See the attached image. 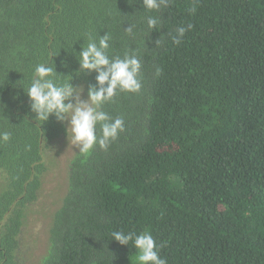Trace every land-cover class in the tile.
Here are the masks:
<instances>
[{
  "label": "trees",
  "instance_id": "1",
  "mask_svg": "<svg viewBox=\"0 0 264 264\" xmlns=\"http://www.w3.org/2000/svg\"><path fill=\"white\" fill-rule=\"evenodd\" d=\"M105 33L110 57L138 54L142 87L100 106L124 131L106 149L74 151L54 209L46 184L69 121L38 120L23 87L43 63L78 93L99 88L78 52ZM5 131L0 264H25L40 214L37 264H137L134 244L111 234L146 230L167 264H264V0H169L158 12L143 0H0Z\"/></svg>",
  "mask_w": 264,
  "mask_h": 264
},
{
  "label": "clouds",
  "instance_id": "2",
  "mask_svg": "<svg viewBox=\"0 0 264 264\" xmlns=\"http://www.w3.org/2000/svg\"><path fill=\"white\" fill-rule=\"evenodd\" d=\"M168 2L169 0H143V7L148 11L158 12L167 7ZM160 23L158 16H149L147 19L149 29H156ZM191 28L192 25L188 24L187 27L176 29V34L172 37L173 42L180 44L186 31ZM126 31L131 33V26ZM110 39L108 33L98 41L89 36L86 46H82L78 52L81 68L95 70L96 80L100 85L99 88L89 89L87 100L80 99L78 90L68 80L61 81L54 67L43 63L36 65L30 82L23 87L31 100V110L38 120L47 121L50 115H54L58 121H69L67 136H70L72 146L78 148V152L85 156L96 144L106 149L119 133L124 131L123 118H110L106 112L100 110V106L112 100L118 92L137 93L142 87L138 54L133 51L125 52L123 57H110ZM161 42L158 40L156 43ZM156 72L159 74L160 69L157 68ZM9 139V132H0V142H7ZM111 235L121 245H128L130 241L134 244L138 250L135 256L137 264H167L166 260L160 257L158 245L147 230L139 234L114 231Z\"/></svg>",
  "mask_w": 264,
  "mask_h": 264
},
{
  "label": "rangeland",
  "instance_id": "3",
  "mask_svg": "<svg viewBox=\"0 0 264 264\" xmlns=\"http://www.w3.org/2000/svg\"><path fill=\"white\" fill-rule=\"evenodd\" d=\"M79 96L81 100L88 99V93L84 89L79 90ZM63 140H64L63 142L65 144V147L63 151L61 150V153L58 156V159H60L61 162L57 167L53 169L52 174L50 175V179L48 183L46 184L47 198L44 201V204L49 202L50 205L54 207V209L56 208V206H54L51 203L52 197H49L50 190H56V194L58 195L65 194L66 187L68 184V169H67L68 161H69V158H71V156L73 155L74 151L77 149L75 146H72L70 136H67L66 139H63ZM56 165L57 164H55V166ZM58 198L59 197H56V196L53 197V200L56 203V205L58 203L57 202ZM46 218L47 216L44 217L42 214L38 215V220L34 226V230L32 231V235L36 237V239L32 241L34 242V245H32V251H31L33 252V254H30L31 256H28V255L26 256L27 261L24 262L25 264H37V262H39V259H40L39 256L42 253H44L48 247L47 234H48L49 226L47 225V221H49V219L47 220Z\"/></svg>",
  "mask_w": 264,
  "mask_h": 264
}]
</instances>
